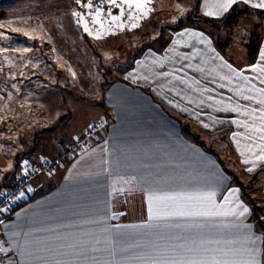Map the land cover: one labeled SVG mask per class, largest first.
Listing matches in <instances>:
<instances>
[{
    "label": "crops",
    "instance_id": "crops-1",
    "mask_svg": "<svg viewBox=\"0 0 264 264\" xmlns=\"http://www.w3.org/2000/svg\"><path fill=\"white\" fill-rule=\"evenodd\" d=\"M258 2L250 0L247 4L252 6ZM213 3L214 0H203L200 8L210 11ZM5 5L10 6L0 4V12H8ZM3 13L0 15L6 19ZM17 18L20 20V17ZM191 33L202 34L210 43H201ZM262 49L264 34L254 64L231 62L217 50L207 32L183 27L174 30L163 47L143 48L121 72L111 79L108 75L101 99L95 103L97 116L82 117L80 122L83 125L77 124L73 129L66 128L67 123L61 124L70 136L67 138L60 131L64 135L62 140H69L77 132L87 131L93 121L101 119L103 125L97 132V138L77 154L65 152L62 145L51 148L48 156L60 157L63 166L49 175L37 176L31 191L21 197L18 206L0 215V239L7 250L9 264H55L56 261L66 260L92 264L93 256L101 262L115 260L136 264V258L150 253L153 244L182 242L176 241V236H202L216 240L242 239L248 234L259 238L256 246L261 250L260 260L264 264V232L252 222L251 208L241 188L235 182L231 183L230 172L200 135L220 137L221 141L228 142L238 159L240 170L249 175L258 173L260 189L264 193V161H255V165L245 164V158L255 160V157L250 152L241 155L245 145L253 144V140L245 137L252 135L256 139L259 133L253 134L232 123L233 120H241L258 126L259 119L253 121L239 112L217 111L221 106L206 99L212 96L214 100L239 104L242 109H260L261 105L255 99L245 100L229 89L244 88L243 95L258 98L257 92L248 89L252 85L256 89L264 88L259 73L251 71L254 65L264 64L260 60ZM194 50H199L200 54L191 60H181L177 55L192 56ZM217 56L248 77V82L233 77L229 84L227 80L221 81L215 73L209 74L208 70L215 68L220 74L232 76L227 68L220 67L221 60L216 59ZM6 58L0 54V191L13 185L21 176L19 165L24 157L35 158L45 154L37 151L36 134L56 126L51 122L54 113H59L55 111L56 104L65 111L69 108L63 102L64 93L68 94L69 89L68 56L61 55L58 48L53 45L48 55L34 56L23 65L17 64L22 63L19 55ZM9 60L13 64H9ZM188 64L199 65L206 71L198 72L187 67ZM23 69L29 73L27 80L23 78ZM179 69L182 71H177ZM162 73H173L189 81L198 80L200 84L194 87H207L213 91L201 95L179 80H173L171 75L163 76ZM37 79L46 81V84H37ZM222 83L226 87L218 86ZM177 92L180 94L177 95ZM48 95H51L50 99L46 97ZM189 99L193 103H189ZM201 99L204 104L199 103ZM38 111L44 115L38 117H47L50 123L41 124L37 119ZM256 115L259 116L258 111ZM204 124L208 127L205 128ZM28 126L33 128V144L26 143L24 138ZM191 132L199 136V140L193 138ZM234 133L237 134L236 139L233 138ZM46 139L50 140L49 137ZM16 140L18 145L14 143ZM256 142L259 143L258 139ZM255 151L259 154L258 149ZM249 168L253 170L249 172ZM233 189L238 190V201L249 209L239 219L213 218L206 221L209 227L204 230L137 227L148 222V195L152 191L215 190L216 203L221 204ZM220 223L239 226H211ZM70 245L85 249L87 259L81 255H65L77 251ZM92 248L97 251L93 252Z\"/></svg>",
    "mask_w": 264,
    "mask_h": 264
},
{
    "label": "rangeland",
    "instance_id": "rangeland-1",
    "mask_svg": "<svg viewBox=\"0 0 264 264\" xmlns=\"http://www.w3.org/2000/svg\"><path fill=\"white\" fill-rule=\"evenodd\" d=\"M196 1L152 0L150 4L152 11L138 22V28L130 29L126 21L127 12H125V17L122 19H125L126 27L123 31L113 28L111 33L104 35L101 39H96L95 31H93V35H89L84 31L83 24H78L77 17L72 15L74 11L80 12L84 15L90 28H99V25H92V17L88 15L89 10L82 6L87 3V0H81L80 4H77L76 0H0V4L6 3L10 5H5L8 12H0V14L3 13L6 17L4 19L0 15V24L6 25L0 28V33L8 37V39L0 38V54L4 56L5 60H7V56L14 58L19 55L22 63L18 62L17 64L23 65L26 61L28 64L30 58L32 59L34 56H38L39 58V56L48 55L53 49V45L55 49H59V52L65 58L68 56L69 89L67 88L68 94L64 93L65 100L63 101L64 106L69 107L68 111L62 110L55 103L57 105L55 111L59 113H54L51 122L55 123L56 126L53 129H48L47 132L43 130L36 134L37 151L38 153L44 152L45 154L39 157L36 156L35 158L23 156L24 159L22 161L29 159L32 162H37L40 158L48 156L51 148L55 149L63 145L60 144V140L64 138V135L67 138L70 136L66 134L67 129H63L62 123L64 125L67 123L66 128L70 127L69 129H73V127L76 128L77 124L81 123L82 117L86 116L87 119L88 116H97L98 107L95 106V103H98L101 99V93L104 90L105 83L108 81V75H110L109 78L111 79L118 72H121L143 48L152 47L158 49L163 47L169 37H171V34L173 35L174 30H177L175 27L180 22L183 24V27L197 29L194 26L198 25L200 28L208 29L209 26L205 21L207 18H221L226 16L229 11L221 15L208 16L200 8L203 0ZM92 3L93 12L96 7H101L103 9L101 19L104 21L110 20V17L107 15L110 5L106 0L105 2H102V0H92ZM236 4L247 7L249 12L246 16L240 18L236 25L232 26L231 36L233 39L227 54L234 60L244 63L246 50L243 43L247 39L249 31L245 30V24L248 25L247 29H254L262 40L264 18L256 15L254 12L256 10H264V8H254L244 3V0H237ZM112 14L119 15V9L112 8ZM260 14L264 15V11L260 12ZM8 17L12 19H7ZM17 17H20V20ZM256 23H260V25L262 23L261 27L254 28ZM105 27H108V25L106 24ZM13 29H18V31H13ZM25 32L29 33L32 38L25 36ZM222 35L224 38L225 34ZM17 49L21 51H17ZM23 49H28V51H23ZM10 63L13 64L11 60H9ZM40 66L38 67L40 68ZM13 68L14 66L11 65V69ZM22 71L24 74L23 78L29 79L28 71L26 69ZM39 74L42 75L41 72ZM37 80V84L40 83L43 86L46 84V81ZM63 81L66 84V79ZM46 97L50 99L51 95ZM39 112L37 117L44 116ZM39 117L37 119L41 124L46 125L50 123L49 118L40 119ZM101 122V119L93 121L88 129L97 127V131H99L102 126H100ZM32 129L30 126L27 127L24 135V138L27 140L26 143L33 144ZM79 133L77 132L76 136L66 140L65 143L69 141L73 142L75 138L82 137L84 134V132ZM200 135L207 144V147L211 148V151L216 156H219L220 161L224 163L225 168L230 172L231 183L235 182L234 177L237 176L244 184L243 191L246 194V198L248 199L249 197L250 199L251 196L256 200L257 204L264 207V193L260 189L261 185L258 178L256 181H253L254 183H251L249 174H245V172L240 170L238 159L230 150L228 142L221 141L220 137ZM48 137L50 140L46 139ZM14 143L18 145L17 140ZM20 155H22V152L19 153ZM19 166L22 169V162ZM15 171L19 172L18 169ZM262 213L260 216L264 217ZM261 219L257 226L258 230L264 228V218Z\"/></svg>",
    "mask_w": 264,
    "mask_h": 264
},
{
    "label": "snow or ice",
    "instance_id": "snow-or-ice-1",
    "mask_svg": "<svg viewBox=\"0 0 264 264\" xmlns=\"http://www.w3.org/2000/svg\"><path fill=\"white\" fill-rule=\"evenodd\" d=\"M102 2H105V0H102ZM106 2L110 5L107 10V15L110 17V20L107 21L101 19L103 15V9L101 7H96L95 11H92V0H87V3L82 5L84 8L89 10L88 15L92 17V25H99V28H90L82 13L77 11L72 13L74 17H77V23L83 24L85 32L89 35H93V31H95L96 39H101L104 35L111 33L113 28H118L123 31L126 27L125 19H122L125 17V12H127L126 21L128 22L130 29H135L139 27L138 22L142 18L146 17L150 11H152L150 7L152 0H119V2L118 0H106ZM236 2L237 0H214L212 10L207 11L205 15H221L222 13L227 12L228 9ZM249 2L250 0H244V3L246 4ZM76 3L80 4L81 0H76ZM252 6L254 8H264V0H259L258 3H253ZM112 8L119 9V15H113ZM106 24L108 27H105ZM5 26L6 25L4 24H0V28ZM13 31H18V29H13ZM24 35L32 38L27 32H25ZM191 35L199 39L201 43H210L209 41H206L200 33H191ZM0 38L8 39V37L4 36L3 33H0ZM177 43H179V41H177ZM17 51L21 50L17 49ZM23 51H28V49H23ZM199 54V50H194L192 56L177 53L181 60H191ZM216 59L221 60L220 67L227 68L228 71L232 73V76L220 74L215 68L208 70L209 74L215 73L219 76L221 81L227 80L229 84L232 83L233 77L243 79L245 82H248L249 78L243 76L242 72H237L230 64L224 62L221 57L217 56ZM260 60L264 61V49L260 52ZM187 67L194 68L198 72L206 71L205 68L200 67L199 65L194 66L192 64H188ZM177 71H182V69ZM251 71L259 73L260 82L264 84V64L254 65L251 68ZM161 75H171L173 80H179L180 83L188 85L189 88L193 91L200 92L201 95L213 91V89H209L207 87H194L195 85L200 84V81L198 80L189 81L183 77L175 76L173 73H162ZM218 86L221 88L226 87L223 83ZM248 90L257 92L258 98L243 95L245 91L244 88L238 87L236 89H229V91H235L237 96H242L245 100L255 99L257 103L261 105L260 109H242L239 104L232 105L231 103H226L223 99L214 100L212 96H207L206 99L221 106L216 109L217 111L239 112L241 115L249 116L253 121L259 119L260 124L258 126L255 123L249 124L247 121H232V123L243 126L246 130H249L253 134L259 133V136L256 138L259 143L256 142V139H254L252 135L246 136L245 139L253 140V144L245 145L244 150L241 151L242 156L245 155V152H250L255 157V160L245 158L243 162L245 164L253 163V165H255V161H264V88L256 89L255 85H252ZM179 94L180 93L177 92V95ZM230 100L231 98H229V101ZM189 103H193V101L189 99ZM199 103L204 104L205 101L201 99ZM211 106L212 105H209V107ZM257 111L259 112V116L256 115ZM203 126L205 128L208 127L207 124H204ZM236 136L237 134L234 133L233 138L236 139ZM237 144L239 145L238 140ZM255 149L259 150V154H257ZM252 170V168L248 169L249 172ZM29 191H31V189H29ZM120 191L122 192L123 189H120ZM237 191L238 190L236 189L229 191L228 195L224 197V201L221 204L216 203L215 190L197 192L152 191L148 195V222L137 227L144 229L160 227L183 228L188 231L193 229L204 230L209 227V224L206 223V221L213 218L236 217L239 219L244 217L245 214L249 212V209L244 207L242 203L238 201V197L236 195ZM21 196H23V193H21ZM174 220H183L185 223H169ZM211 226L216 228H233L238 227L239 225L220 223L213 224ZM244 227L248 226L244 225ZM174 239L182 242L167 243L165 245L153 244L150 246L152 249L150 253L136 258V264H261V250L256 246L259 238L253 236L252 234H248L242 239L233 238L211 240L205 239L202 236H176ZM69 247L77 249V251L74 253H64L65 255H81L85 256L87 259L85 249L80 248L79 245H70ZM5 251L7 250L3 246H0V252ZM92 251L95 252L97 249L92 248ZM112 255L115 256L114 251L112 252ZM91 260L92 264H123L122 261L115 260H105L101 262L94 256L91 257ZM55 264H84V262L66 260L56 261Z\"/></svg>",
    "mask_w": 264,
    "mask_h": 264
},
{
    "label": "trees",
    "instance_id": "trees-1",
    "mask_svg": "<svg viewBox=\"0 0 264 264\" xmlns=\"http://www.w3.org/2000/svg\"><path fill=\"white\" fill-rule=\"evenodd\" d=\"M198 2V0L196 1ZM264 10H256L254 13H256V15L264 18V15H261L260 12H262ZM248 8L245 6H240L238 4H233L232 7L229 9L228 13L226 16L221 17V18H207L206 24L209 26L208 29H203L200 28V26H194L195 28L202 30V31H206L214 40L215 42V46L217 48V50L225 57L227 58L229 61L231 62H235V60L227 54L230 43H232V26L237 24V21L246 16V14L248 13ZM189 22V21H188ZM190 23V22H189ZM192 23V21H191ZM192 25V24H190ZM245 30H249L248 31V37L247 39L244 41L243 46L246 50V56L244 59V63H240L243 65H252L256 62L258 53H259V49H260V44H261V39L258 35L257 32L253 30H250L249 28L247 29L248 25L245 24ZM262 25V23H261ZM260 23H256L254 25V28H258L261 27ZM183 27V24L180 22L179 24L176 25V29H181ZM225 34V37L223 38V35ZM231 36V37H230ZM188 128V127H186ZM189 130V129H187ZM193 138H196L197 140H199V136H195L192 132L190 133ZM66 140H62L60 141V144H63V150L65 152H67L65 149V143ZM249 177L251 178V183H254L253 181L257 180L258 178V173L256 174H251L249 175ZM235 179V183L241 188V191L243 193V197L245 198L246 202L249 204L250 208H251V220L252 222L255 224L256 228L259 225L260 219L264 218L261 215L262 211H264V207H261L259 204L256 203V200L250 196V199L248 197V199L246 198V194L243 191V187L244 184L242 183L241 179H239L237 176L234 177ZM264 214V213H262ZM262 220V219H261ZM258 229V228H257ZM262 232H264V228L261 229Z\"/></svg>",
    "mask_w": 264,
    "mask_h": 264
},
{
    "label": "built area",
    "instance_id": "built-area-1",
    "mask_svg": "<svg viewBox=\"0 0 264 264\" xmlns=\"http://www.w3.org/2000/svg\"><path fill=\"white\" fill-rule=\"evenodd\" d=\"M103 125L102 122L100 126ZM97 127H91L84 132L82 137L75 138L73 142L65 144V150L69 153L77 154L87 149L93 140L97 138ZM27 162V163H25ZM63 166L60 157L44 156L37 162L29 159L22 161V174L17 181L10 186H6L0 191V215L15 209L23 195L32 189L33 180L39 175H49ZM6 209V211H5ZM0 246L4 247L0 239ZM5 248V247H4ZM0 264H9L6 252H0Z\"/></svg>",
    "mask_w": 264,
    "mask_h": 264
}]
</instances>
